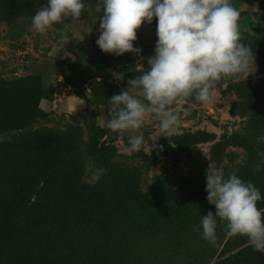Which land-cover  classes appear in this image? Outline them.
Instances as JSON below:
<instances>
[{"label": "rangeland", "instance_id": "374dc122", "mask_svg": "<svg viewBox=\"0 0 264 264\" xmlns=\"http://www.w3.org/2000/svg\"><path fill=\"white\" fill-rule=\"evenodd\" d=\"M82 2L80 20L40 35L32 17L48 0H0V264H264L219 220L215 245L193 231L216 211L209 166L251 181L264 209V0H232L251 74L222 79L209 104H173L179 124L169 138L149 116L131 155L129 133L105 127L108 99L146 70L157 20L137 30L139 55L114 56L96 44L97 0ZM17 200L20 217L10 211Z\"/></svg>", "mask_w": 264, "mask_h": 264}, {"label": "clouds", "instance_id": "9594fccd", "mask_svg": "<svg viewBox=\"0 0 264 264\" xmlns=\"http://www.w3.org/2000/svg\"><path fill=\"white\" fill-rule=\"evenodd\" d=\"M86 4L82 0H48L32 17V29L46 35L54 24L71 18L80 20ZM99 37L97 46L106 54L139 55L134 47L137 30L157 20L154 55L147 58L146 70L128 80L127 90L114 94L109 101L110 118L105 127L114 133H129L124 152L137 153L144 146L143 128L154 115L159 135L175 134L179 115L171 106L192 97L201 104L213 99V89L222 79L247 77L255 62L251 48L241 42L238 27L240 12L232 0H97ZM84 39V38H83ZM82 39V40H83ZM130 89H136L135 94ZM257 164L254 171L259 172ZM106 169L91 172L97 181ZM207 201L215 206L193 228L202 239L215 245L218 220L225 224L229 237L245 236L248 244L264 253V209L258 208L260 190L236 172L224 176L222 170H206Z\"/></svg>", "mask_w": 264, "mask_h": 264}, {"label": "trees", "instance_id": "16d2710c", "mask_svg": "<svg viewBox=\"0 0 264 264\" xmlns=\"http://www.w3.org/2000/svg\"><path fill=\"white\" fill-rule=\"evenodd\" d=\"M70 188H72V187H70ZM72 199H73V198H72ZM71 204H73V203H71ZM71 204H70V205H71ZM22 210H23V206H22V204L20 203L19 200H17L16 202H14V203L11 205V207H10V211H11V213H12L13 215H19V217H20V213H22ZM17 224H18V222L15 223V224H13V227H16Z\"/></svg>", "mask_w": 264, "mask_h": 264}, {"label": "water", "instance_id": "95a60500", "mask_svg": "<svg viewBox=\"0 0 264 264\" xmlns=\"http://www.w3.org/2000/svg\"><path fill=\"white\" fill-rule=\"evenodd\" d=\"M105 142H106V141L104 140V141L101 142V144H104Z\"/></svg>", "mask_w": 264, "mask_h": 264}]
</instances>
